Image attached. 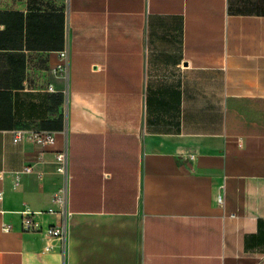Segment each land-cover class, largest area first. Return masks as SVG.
Returning <instances> with one entry per match:
<instances>
[{
	"label": "crops",
	"instance_id": "1",
	"mask_svg": "<svg viewBox=\"0 0 264 264\" xmlns=\"http://www.w3.org/2000/svg\"><path fill=\"white\" fill-rule=\"evenodd\" d=\"M0 173V264H264V0H0Z\"/></svg>",
	"mask_w": 264,
	"mask_h": 264
},
{
	"label": "built area",
	"instance_id": "2",
	"mask_svg": "<svg viewBox=\"0 0 264 264\" xmlns=\"http://www.w3.org/2000/svg\"><path fill=\"white\" fill-rule=\"evenodd\" d=\"M67 135V130L64 131ZM14 140H31L41 144H51L56 140V131L43 128H16L13 131ZM56 169L61 174H63V183L59 186L55 200L62 207V215L64 217L62 223L51 224L47 227L40 226L34 216V212L29 209L21 210V230L24 232L33 233H43L48 237H58L64 239L67 235V224H66V213H67V201H68V191H69V167H70V151L68 142L65 146L56 152ZM32 167L27 166L26 170H30ZM2 177V173H0ZM2 197V192L0 191V198ZM222 200V197H220ZM4 230H12V226L8 223L3 224ZM53 248L52 246H47V249Z\"/></svg>",
	"mask_w": 264,
	"mask_h": 264
}]
</instances>
